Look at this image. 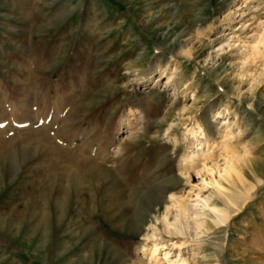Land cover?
Masks as SVG:
<instances>
[{"label": "rangeland", "instance_id": "obj_1", "mask_svg": "<svg viewBox=\"0 0 264 264\" xmlns=\"http://www.w3.org/2000/svg\"><path fill=\"white\" fill-rule=\"evenodd\" d=\"M79 1L0 3V264L136 263L141 194L190 188L189 132L219 143L222 119L250 194L199 264H264V0Z\"/></svg>", "mask_w": 264, "mask_h": 264}, {"label": "bare ground", "instance_id": "obj_2", "mask_svg": "<svg viewBox=\"0 0 264 264\" xmlns=\"http://www.w3.org/2000/svg\"><path fill=\"white\" fill-rule=\"evenodd\" d=\"M83 3L84 0H81L73 9L82 10ZM52 5H54L53 2ZM93 14L89 19V26L90 29H94V32H99L106 20L102 21L101 14L97 12ZM120 30L122 31V28ZM111 32L108 30L107 35L102 34L97 40L99 42L97 45H102L111 37ZM112 47L113 45L106 47L107 51H104L108 52ZM223 47L224 45H220L217 50L221 52ZM260 47H264V32L262 36L255 38L252 51L259 52ZM128 53L131 54L132 51ZM103 56L105 55L101 57ZM142 57L143 55L140 54L139 60H142ZM177 76V74H170L164 84L172 83ZM220 121L221 125L222 122L227 125L224 127L225 131H222L219 143L206 137L200 127L199 131L189 132L194 144L180 161L179 172L186 183L192 177L196 179L190 188L179 193L164 186L159 192L155 188L156 185H151L152 187L143 190L141 194L143 200L154 203L156 209L144 221H139V218L143 216V210L138 209L139 218L135 224L142 236L139 253L141 258L136 263L132 261L128 264H199L200 260L207 258L199 251V246L203 243V239L208 237L211 226L217 228L226 226L232 217L230 211L238 210L241 208L239 206L248 200L250 191L237 190L238 187L232 175L243 186L242 165L239 166V164L249 160L250 152L246 149L236 152L231 148L232 126L223 119ZM172 128L173 126L170 125L166 129L165 136L169 135ZM178 142L180 143L177 138H174L173 146L179 145ZM93 156L95 158L96 153ZM220 162H222L221 166ZM224 183L230 185L235 191L228 189ZM167 193L168 197L165 198L164 195ZM219 200L223 202L222 207L217 204ZM94 232L95 229L92 230L93 234ZM118 247L119 245L117 249ZM112 253L117 254L116 248Z\"/></svg>", "mask_w": 264, "mask_h": 264}, {"label": "crops", "instance_id": "obj_3", "mask_svg": "<svg viewBox=\"0 0 264 264\" xmlns=\"http://www.w3.org/2000/svg\"><path fill=\"white\" fill-rule=\"evenodd\" d=\"M50 1H51V0H50ZM56 1H58V0H56ZM64 1H65V0H59V2H64ZM80 1H81V0H80ZM80 1H79V2H80ZM79 2H78V3H79ZM84 2H85V0H84ZM0 3H1V0H0ZM53 3H54V2H53ZM78 3H77V4H78ZM83 4H84V3H83ZM3 6H4L5 8L8 7L9 9L12 8L11 6H8V5H7V7H6L5 4H3ZM49 6L51 7V4H50ZM52 6H53V5H52ZM75 6H76V5H75ZM82 8H83V5H82ZM82 8H81V9H82ZM80 11H81V10H80Z\"/></svg>", "mask_w": 264, "mask_h": 264}]
</instances>
